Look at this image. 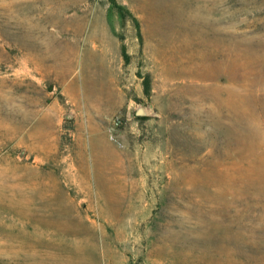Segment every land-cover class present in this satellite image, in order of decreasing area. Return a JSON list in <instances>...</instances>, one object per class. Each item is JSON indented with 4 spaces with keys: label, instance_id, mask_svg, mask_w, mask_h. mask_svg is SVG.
Here are the masks:
<instances>
[{
    "label": "rangeland",
    "instance_id": "rangeland-1",
    "mask_svg": "<svg viewBox=\"0 0 264 264\" xmlns=\"http://www.w3.org/2000/svg\"><path fill=\"white\" fill-rule=\"evenodd\" d=\"M109 1L0 0V264H264V0Z\"/></svg>",
    "mask_w": 264,
    "mask_h": 264
},
{
    "label": "water",
    "instance_id": "water-1",
    "mask_svg": "<svg viewBox=\"0 0 264 264\" xmlns=\"http://www.w3.org/2000/svg\"><path fill=\"white\" fill-rule=\"evenodd\" d=\"M134 114L138 117L155 116V114L152 112V108L149 105H145L144 103L136 104ZM67 117H70V115H67Z\"/></svg>",
    "mask_w": 264,
    "mask_h": 264
},
{
    "label": "trees",
    "instance_id": "trees-1",
    "mask_svg": "<svg viewBox=\"0 0 264 264\" xmlns=\"http://www.w3.org/2000/svg\"><path fill=\"white\" fill-rule=\"evenodd\" d=\"M109 3H111V5L113 6V7H115L116 9H117V11L123 16V17H126L127 15H130L131 17H132V15H131V13L123 6V5H119L118 3H117V1L116 0H110L109 1ZM144 84L146 85V88H148V86H149V84H148V82H147V79L146 80H144ZM137 119H139V120H144V119H146V117H136Z\"/></svg>",
    "mask_w": 264,
    "mask_h": 264
}]
</instances>
